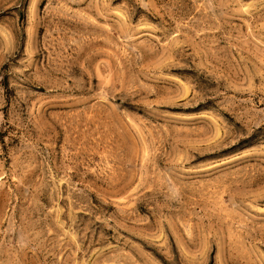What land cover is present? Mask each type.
<instances>
[{
  "label": "rangeland",
  "instance_id": "1",
  "mask_svg": "<svg viewBox=\"0 0 264 264\" xmlns=\"http://www.w3.org/2000/svg\"><path fill=\"white\" fill-rule=\"evenodd\" d=\"M0 264H264V0H0Z\"/></svg>",
  "mask_w": 264,
  "mask_h": 264
}]
</instances>
